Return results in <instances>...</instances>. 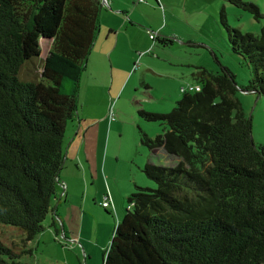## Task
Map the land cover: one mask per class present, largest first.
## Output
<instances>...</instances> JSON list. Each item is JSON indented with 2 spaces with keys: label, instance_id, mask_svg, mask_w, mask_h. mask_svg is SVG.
Segmentation results:
<instances>
[{
  "label": "trees",
  "instance_id": "obj_1",
  "mask_svg": "<svg viewBox=\"0 0 264 264\" xmlns=\"http://www.w3.org/2000/svg\"><path fill=\"white\" fill-rule=\"evenodd\" d=\"M228 1L264 17L256 3ZM101 8V0H0V223L21 229L24 240L43 229L57 196L65 128L76 115ZM219 20L251 69L239 88L264 96V24L258 34L242 32L223 6ZM193 77L201 89L184 92L168 112L138 109L162 124L153 136L139 127L140 142L172 162L143 165L156 185L126 195L102 264H264V144L251 137L228 66H195ZM50 223L58 232L54 217ZM0 264L26 263L0 241Z\"/></svg>",
  "mask_w": 264,
  "mask_h": 264
},
{
  "label": "rangeland",
  "instance_id": "obj_2",
  "mask_svg": "<svg viewBox=\"0 0 264 264\" xmlns=\"http://www.w3.org/2000/svg\"><path fill=\"white\" fill-rule=\"evenodd\" d=\"M151 1L157 7V1ZM158 1L161 7L146 12V21L140 23L145 31L155 32V26L161 22L167 32L165 35L172 37L173 42L167 45L157 40L153 42L147 38L148 31L134 34L120 55L117 51L111 55L112 67L110 59L100 55L99 44L94 50L91 47L86 67L81 72L76 115L65 128L66 150L70 138L86 126V121L95 124V157L101 154L106 170L122 178L132 156L144 158L147 154L153 162L163 165L172 162L162 148L153 155L140 142L139 127L153 136L162 131V124L143 118L138 109L168 112L184 93L180 91V85L196 82L193 77L195 66L215 71L224 65L234 72L237 96L246 115L251 118V137L254 143L264 144V96L239 88L247 85L251 69L240 54L232 51L226 29L219 20V10L223 6L228 23L242 32L260 33L264 17L256 19L251 12L228 0ZM247 1L256 3L264 13V0ZM105 10L102 7V11ZM70 88L69 80H63L61 89L68 91ZM84 115L87 119H82ZM78 162L81 167V157ZM141 173L145 183L139 185H156L142 170ZM106 177L104 175V179ZM96 186L100 192L109 191L105 180L98 181ZM48 219L49 214L43 220V226ZM44 234L37 244L35 240H24V232L18 227L0 223V241L14 248L18 259L26 264H54L55 258L71 264H102L103 248L83 256L81 248L76 246L77 239H67L60 233L57 236L54 230ZM22 248H30V251L20 252Z\"/></svg>",
  "mask_w": 264,
  "mask_h": 264
},
{
  "label": "crops",
  "instance_id": "obj_3",
  "mask_svg": "<svg viewBox=\"0 0 264 264\" xmlns=\"http://www.w3.org/2000/svg\"><path fill=\"white\" fill-rule=\"evenodd\" d=\"M106 1L107 5H102L106 10L102 11V8L100 10L98 35H96L93 49H91L94 50V46L99 44L100 55H103L104 58L108 57L111 63L110 67H112L111 55L115 51H117V55H120L134 34L145 31L146 28L144 29V25L140 22L146 21L147 13L151 12L153 8L158 10L161 3L156 0V7L151 0ZM141 1L144 3L142 4ZM131 17H134L138 22L132 20ZM164 28L165 26L159 22L154 29L157 35H165L167 32ZM147 38H150L148 33ZM152 40L155 42V39ZM82 119H87V116L84 115ZM96 136V125L87 124L86 121V126L70 138L65 150L64 165L59 171L57 196L53 199L48 212L49 219L43 229L35 234L30 241L35 240L38 244L40 238L46 235L44 232L54 230L50 223L54 217L59 226L58 232L54 230L55 235L58 236L60 233L67 239H77L79 243L76 246L81 248L83 256L90 255L102 248L105 249L109 245L115 225L125 211L126 195L133 191L136 185L145 183L141 170L143 165L152 158H149L147 154L144 158L132 156L129 161V169L126 168L122 178V176H117L110 170H106L101 154L98 155V158L95 157ZM80 157L81 167L78 164ZM67 161H70L69 165ZM71 164L75 167L70 166ZM127 174L129 175L128 179ZM104 175H107L106 179H104ZM103 180L106 182L110 195V205L107 207L101 204L107 191L100 192L96 186L98 181ZM63 183L65 187L62 186ZM52 262L54 264H71L66 260H59V258H55Z\"/></svg>",
  "mask_w": 264,
  "mask_h": 264
},
{
  "label": "built area",
  "instance_id": "obj_4",
  "mask_svg": "<svg viewBox=\"0 0 264 264\" xmlns=\"http://www.w3.org/2000/svg\"><path fill=\"white\" fill-rule=\"evenodd\" d=\"M101 3H102V5H107L106 0H101ZM148 36L152 39H155V37L157 36V33L150 30V31H148ZM179 89L182 92H193V91L200 90L201 86L197 82H194V83L187 82L186 84L180 85ZM62 186L65 187L64 183ZM101 204L104 207H107L108 205H110V195L108 192L104 195V199L101 201Z\"/></svg>",
  "mask_w": 264,
  "mask_h": 264
},
{
  "label": "water",
  "instance_id": "obj_5",
  "mask_svg": "<svg viewBox=\"0 0 264 264\" xmlns=\"http://www.w3.org/2000/svg\"><path fill=\"white\" fill-rule=\"evenodd\" d=\"M101 5H102V3H101Z\"/></svg>",
  "mask_w": 264,
  "mask_h": 264
}]
</instances>
